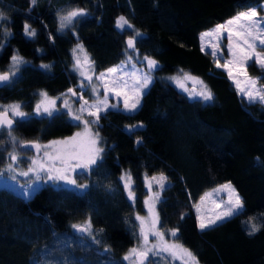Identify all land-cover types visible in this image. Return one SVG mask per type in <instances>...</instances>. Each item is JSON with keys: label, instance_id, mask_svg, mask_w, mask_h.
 Segmentation results:
<instances>
[{"label": "trees", "instance_id": "obj_1", "mask_svg": "<svg viewBox=\"0 0 264 264\" xmlns=\"http://www.w3.org/2000/svg\"><path fill=\"white\" fill-rule=\"evenodd\" d=\"M262 3L264 0H37L30 6V0H0V11L8 17L0 22V43L4 45L0 71H6L14 52L28 62L20 67L14 83L0 87V105L19 103L31 114L14 126L13 135L20 141L45 144L77 131L64 113L37 117L33 109L36 92L55 98L68 88L75 89L70 51L78 43L94 61L95 74L122 63L129 53L149 56L160 65L152 73L153 82L138 111H110L95 126L105 153L97 171L77 180L91 186L87 195L44 186L23 200L0 189V264H124V254L136 243L133 217L144 212L143 178L160 173L168 178L156 205L162 229H177L175 242L192 251L198 264H264V107L246 103L236 93L210 55L200 50L198 40L201 33L250 7L260 12ZM73 8L85 9L87 15L58 31L59 12ZM119 16L133 27L118 31L115 21ZM26 22L36 29L34 38L24 35ZM4 29L11 35L5 37ZM133 30L143 35L137 38L136 50L127 52L123 43ZM42 64L50 68H39ZM183 72L202 80L214 101H189L164 80ZM247 74L260 77L264 85V69L250 63ZM138 124L143 127L131 133L126 130ZM0 140L5 141L0 145L2 168L12 144L6 132L0 133ZM29 154L30 150H21V157ZM125 172L134 181L135 204L120 180ZM223 183L235 189L243 210L198 231L192 204ZM89 218L99 244L91 243L90 238L81 241L71 228ZM250 218L261 225L251 235L246 223ZM105 247L110 248L106 254Z\"/></svg>", "mask_w": 264, "mask_h": 264}, {"label": "snow or ice", "instance_id": "obj_2", "mask_svg": "<svg viewBox=\"0 0 264 264\" xmlns=\"http://www.w3.org/2000/svg\"><path fill=\"white\" fill-rule=\"evenodd\" d=\"M37 0H30V6H35ZM87 15L85 9L73 8L64 14H58L59 29L63 30L77 22L79 18ZM8 19L4 12L0 11V22ZM117 29L124 31L125 28L133 26L124 16L117 17L115 21ZM24 35L29 38L36 36V29L32 28L27 22L23 26ZM223 33H227L228 38V55L230 59L224 61L223 64L219 59L223 56L220 41ZM11 32L4 29V36L8 37ZM143 34L133 30V35L126 41L127 49L136 50L137 38ZM206 37H214L216 43L209 44L212 48L211 55L216 60L217 68H224L228 74V78L235 84L238 94H241L249 100V102L259 101L264 103V85L260 84V77H250L247 74L249 62H254L264 69V16H261L256 8H249L247 11L238 13L232 19L224 24L216 25L215 29L201 33V51H205L206 45L203 43ZM51 39V36L49 37ZM4 45L0 43V48ZM39 51V50H38ZM73 70L79 72V75L88 82L87 85L83 80L79 84L80 89L91 87L92 93L96 96L95 102L90 103L84 98L83 94L77 93L73 88H68L67 93L62 96L77 97L80 103L78 110L74 111L72 104L68 98H64L62 107L67 109V115L74 121H79L84 125V132H77L71 137L63 140L50 141L48 144L41 145L36 141H20L15 135L14 126L17 123L25 121L31 115L22 110L23 105L12 103L9 105H0V133L6 132L9 142L12 144V150L7 152L6 164L0 168V181L3 186L10 188L13 192L25 199H30L40 188V182H51L57 188L75 193L81 197L88 194L90 185L88 183H78L77 180L84 178L85 174L91 175L97 171L103 163L105 149L100 147L99 131L93 133L90 126H98L99 121L106 117L111 110H121L119 102H123V111L126 113H134L141 107L142 97L150 88L153 78L152 73L156 71L160 65L155 59L144 56L143 60H138L130 53L127 60L121 65L108 68L105 72L95 75L94 61L90 59L84 49L83 44L78 43L72 49ZM136 61L135 63L133 61ZM9 69L0 71V86L10 85L14 83L20 67L26 63L17 52H14L10 58ZM136 63L145 65L137 68ZM131 66V71L127 70ZM41 68L49 69L50 65L42 64ZM168 79L174 81L182 91L186 92L190 99H197L204 102L214 101V96L207 85L198 77H194L189 73L183 72L182 75L172 76ZM95 81L103 84V98H100L98 88ZM192 81L193 87L189 89L187 82ZM199 86V87H197ZM40 101L33 109V113L37 117H53L59 113L57 108V98H50L46 92H40ZM110 98H116L117 103H109ZM84 113H87L92 119H83ZM103 114V116H102ZM142 124L127 126L126 130L134 132ZM5 141L0 140V145ZM140 143V140H137ZM32 149L37 153L36 156L28 157L30 163L26 169H21L19 165L23 163L21 159V150ZM42 153V155H40ZM7 174V175H6ZM25 177V183L20 184L18 177ZM167 176L163 173L148 177L145 175V186L149 195L145 199L144 204L149 213V219L137 215L135 219L139 221V237L138 244L128 250L123 259L129 261V264H152L151 256H160L162 253H168L173 259H180L182 264H198L197 257L188 248L178 243H169L165 239V233L159 230L161 224L159 214L156 212V205L160 202V192L165 190L167 186ZM120 180L123 182L124 191L127 193L128 199L133 204L136 203L137 197L133 189V178L130 173L125 172L121 175ZM11 181V183H9ZM153 184L157 185L159 191H153ZM221 189H228L231 193L229 199V207L226 211L216 214L212 218L201 219L198 217V227L201 231L213 227L218 221H222L227 217L238 214L243 210L244 204L242 199L236 194L231 184L222 185ZM109 191L111 189L109 188ZM207 195V194H205ZM204 197H201L203 200ZM219 207V205H217ZM252 219L246 223L249 225V234L259 231L261 225L252 223ZM71 228L74 230L76 237L81 241L89 238L91 243L99 244V239L92 228L91 219H86L82 223H73ZM100 231H103L102 229ZM177 229H172L168 233L171 237H177ZM150 237H154L156 242H151ZM67 247V244L64 245ZM110 248L105 247L104 253H108Z\"/></svg>", "mask_w": 264, "mask_h": 264}, {"label": "rangeland", "instance_id": "obj_3", "mask_svg": "<svg viewBox=\"0 0 264 264\" xmlns=\"http://www.w3.org/2000/svg\"><path fill=\"white\" fill-rule=\"evenodd\" d=\"M263 7H264V6H263ZM68 10H70V9L63 10V11L59 12V14H64V13H66ZM263 16H264V15H263ZM57 21H58V16H57ZM223 24H224V23H223ZM58 25H59V21H58ZM58 29H59V27H58ZM116 29H117V28H116ZM213 29H215V28H213ZM213 29H211V30H213ZM117 30H118V31H121V30H119V29H117ZM58 31H61V30H58ZM209 31H210V30H209ZM199 40H200V47H201V45H202L201 35H200V39H199ZM203 43L206 45V47H205V51H204V52H205V53L208 52L207 54H210V55H211L212 48H211L210 46H208V45H209L210 43H211V44L216 43L215 38H214V37H206V38L204 39ZM227 44H228L227 33H223V38H222L221 41H220V45H221V50H222V52L225 54V56L223 55V56L219 59V62H220L221 64H223L225 60L230 59V56L228 55ZM75 47H76V45H75L73 48H75ZM73 48H72V49H73ZM72 49H71V51H70V57H71V71L74 73V75H75L76 78H77V85H76V87H75V90L77 91L78 95H79V94H83V95H84V98H85L86 100H88L90 103L95 102V100H96V96L93 95V93H92V89H91L90 86L87 87V88H85V89H83V90L79 88V84L81 83V81L83 80V78L79 75V72L73 70L74 60H73V55H72ZM131 55H132L133 57H136L138 60H141V61L143 60V58L138 57L136 53H131ZM127 56H128V54L125 55V59H124V61L127 60ZM211 57L213 58L214 67H215L216 69L222 70L223 72H225V73L227 74V72H226V70H225L224 68H217V67H216V60H215V58H214L212 55H211ZM124 61H123V62H124ZM10 62H11V61H10ZM133 62L135 63L136 61L134 60ZM250 63H253L256 67L260 68V66L257 65V64H255L254 62H249V64H250ZM121 64H122V63H119V64H117V65H121ZM9 65H10V63H9ZM9 65L7 66L6 70L9 69ZM117 65H115V66H117ZM115 66H113V67H115ZM144 66H145V65H142V64H140V63H136V67H137V68L144 67ZM39 68H41V67H39ZM41 69H44V68H41ZM127 70H128V71H131V70H132L130 65L127 67ZM105 71H106V70H105ZM105 71H104V72H105ZM95 75H99V74H95ZM227 75H228V74H227ZM173 76H178V75H173ZM169 77H172V76L165 77L164 80H165L168 84H170L172 87H174V89H175L176 91H178L179 93L183 94V95L187 98V100H189V101L196 100V101L201 102L202 104L206 103V102L200 100L199 98H197V99H190L189 96H188V94H187L186 92L182 91V89H180L179 87H177V85H176V83H175L174 81L168 79ZM16 78H17V77H16ZM16 78H15V80H16ZM228 80L231 82V84H232L234 90H235L236 93L238 94L237 88H236L235 84L233 83V81L230 80V79H228ZM83 83H84L85 85L88 84V82H87L86 80H83ZM94 83L96 84V86H97V88H98V92H99V94H100V98L102 99V98H103V95H102V94H103V91H104L103 84H102L100 81H95V80H94ZM187 86L189 87V89H192V87H193V82H192V81H188V82H187ZM197 87H199V86H197ZM65 93H67V91H66ZM65 93H63V94H65ZM39 94H40V92H36V93H35V104H34V108H35L36 104H37V103L40 101V99H41V97H40ZM238 95H239V96H240V97H241L246 103H257V104L261 105L262 107H264V103L259 102L258 100L255 101V102H249V100L247 99V97H245V96H243V95H241V94H238ZM57 97L60 98V99H57V102H56V104H57V108L60 109L59 112L64 113L65 116L67 117V119H68L72 124H75V125L77 126L78 129H77V131H76L75 133H77V132L83 133V132H84V125H83L82 123H80L79 121H74V120H72L71 117H69V116L66 114V113H67V109H64V108L62 107L64 98H68V99L70 100L71 104H72V108H73V110H74V111L78 110L79 107H80V103L77 102V97H71L70 95L67 96V97H64V96H62V94L59 95V96H57ZM57 97H55V98H57ZM109 103H117V99H116V98H110ZM119 107H120V109H121V110H119V112H122V113H125V114H131V113H126V112H124V111L122 110V109H123V102H122V100H120V102H119ZM111 111H117V110H111ZM33 115H34V113H33ZM34 116H35V115H34ZM82 118H83V119H92L91 117H89V116L87 115V113H84V115H83ZM90 127H91V131H92L93 133H95V126H90ZM75 133H74V134H75ZM74 134H73V135H74ZM73 135H72V136H73ZM48 143H49V142H48ZM48 143H45V144H48ZM45 144H41V145H45ZM36 155H37L36 152H32V151H31V154L25 156L24 158L21 157V159L23 160L24 163H23V166L19 165V167H20L21 169H26V168L28 167V164L30 163L28 157H30V156H36ZM40 155H42V153H41ZM4 166H5V165H4ZM4 166H3V167H4ZM6 175H7V174H6ZM18 180H19L20 184H24L26 178L21 176V177H18ZM9 183H11V181H9ZM40 184H41L40 188H41V187H44V186H50V187H52V188H57V187L54 186L51 182H47V183H45V182H40ZM226 184H229V183H223V184L217 186L216 188H214V189H212V190H210V191H207V192L203 193V194L201 195V197H204V199L201 200V197H200L196 202H194V203L192 204V211H193V214H194V217H195L196 228H197L198 231H201L200 228L198 227V223H199L198 217H200L201 219H205V220L208 219V218H212V217H214L216 214H219V213H222V212L226 211L227 208L230 206V205H229V199H230V195H231L230 191H229L228 189H221V186H222V185H226ZM143 185H144V191H145V198H144V200H143V204H142V205H143V211H144V212H143V214L140 215V216H143V217H145L146 219H149V213H148L147 207H146L145 204H144L145 199H146V198L148 197V195H149L148 189H147V187L145 186V177L143 178ZM166 187H167V186H166ZM0 189H1V190L8 191V192L12 193L13 195H15V196H17V197H19V198H21V199H23V200H27V199L23 198L22 196L18 195L16 192H13L10 188L4 187V186H3V181H0ZM153 191H159L158 186L155 185V184H153ZM205 194H207V195H205ZM217 205H219V207H217ZM136 216H137V215H135V216L133 217V225H134V232H135V236H136V243H135L132 247H134V246H136V245L138 244V237H139V221H137V220L135 219ZM228 218H230V217H227V218H225L224 220H226V219H228ZM224 220H222V221H224ZM222 221H218L216 224H218V223H220V222H222ZM216 224H215V225H216ZM158 227H159V230H160L161 232H164L163 229H162L161 224H160ZM164 233H165V239L168 240L169 243H173V242H175V237H171L170 235H168L169 232H164ZM150 241H151V242H154V243L156 242V240H155L154 237H150ZM175 243H176V242H175ZM132 247H131V248H132ZM129 249H130V248H129ZM129 249H128V250H129ZM128 250H127V252H126L125 254L128 253ZM125 254H124V255H125ZM123 257H124V256H123ZM150 259H151L152 264H182V261H181L180 259H173V258L171 257V255L168 254V253H162L160 256H151ZM122 261H123L124 264H129V261H125L123 258H122Z\"/></svg>", "mask_w": 264, "mask_h": 264}, {"label": "crops", "instance_id": "obj_4", "mask_svg": "<svg viewBox=\"0 0 264 264\" xmlns=\"http://www.w3.org/2000/svg\"><path fill=\"white\" fill-rule=\"evenodd\" d=\"M263 6H264V3H262V4L259 6L260 12L257 10V11L260 13L261 16L264 15V7H263ZM231 19H232V18H231ZM229 20H230V19H229ZM214 28H215V27H214ZM212 29H213V28H212ZM210 30H211V29H210ZM199 39H200V36H199ZM199 39H198V40H199ZM199 47H200V40H199ZM200 50H201V47H200ZM203 52H204V51H203ZM204 53H205V52H204ZM206 53H208V52H206ZM209 55H210V54H209ZM210 57H211V55H210ZM211 59H212V61H213V58H212V57H211ZM220 71H222V70H220ZM222 72H223V71H222ZM223 73L226 75L227 79H229V78H228V75H227L225 72H223Z\"/></svg>", "mask_w": 264, "mask_h": 264}, {"label": "water", "instance_id": "obj_5", "mask_svg": "<svg viewBox=\"0 0 264 264\" xmlns=\"http://www.w3.org/2000/svg\"><path fill=\"white\" fill-rule=\"evenodd\" d=\"M128 40V38L127 39H125L124 40V49L127 51V52H131L132 50H130V49H127V44H126V41ZM5 86V85H4ZM0 87H3V86H0ZM27 150H30V151H32V152H35V150H32V149H27ZM73 233H74V230H73ZM75 234V233H74ZM76 235V234H75Z\"/></svg>", "mask_w": 264, "mask_h": 264}]
</instances>
